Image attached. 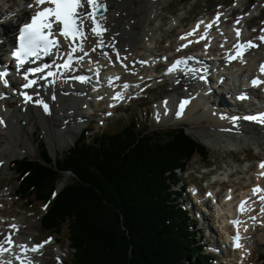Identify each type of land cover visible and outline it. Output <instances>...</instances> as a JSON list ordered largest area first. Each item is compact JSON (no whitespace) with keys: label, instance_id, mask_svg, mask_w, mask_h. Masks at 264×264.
Here are the masks:
<instances>
[{"label":"bare ground","instance_id":"bare-ground-1","mask_svg":"<svg viewBox=\"0 0 264 264\" xmlns=\"http://www.w3.org/2000/svg\"><path fill=\"white\" fill-rule=\"evenodd\" d=\"M135 1L136 0H100V2H105L108 6L107 13L104 16L96 17L103 28L106 29V31L103 32L102 37H97L95 34L91 33L87 27L85 28V35L87 39L83 41L77 39L73 42L71 38L65 39L63 36L56 33V35L59 36V45L55 49L58 58H51L48 60L49 71L40 72L36 75V77L33 78L36 80V83L32 87L24 88L22 86L27 82L25 80L24 72L20 74V78L25 81L20 84H15L11 77L6 76L7 84L10 85L13 92L18 93V106L21 109H25L26 113L24 116L35 118L36 122L39 123V125H42L44 132H46V134L50 137V143L53 149H57L55 142L57 139H62L64 142L63 144H65V148L74 143L73 141H75V137L78 133L76 126L72 125L76 122L73 117L74 112H81L83 114V118H86V114L84 112L85 106L91 105L94 108L99 105L98 103L93 105L94 95L92 91L93 88L91 86L92 80L97 79L103 82V85L98 93L100 97L99 102L104 105L105 98L108 94H110V97H113V99L117 97V93H120L121 96L127 94L131 90L132 86H136L139 83L138 80L140 78L154 75L151 73L157 66V61L165 59L164 54H158L156 52L157 45L155 47L151 46L152 43H158V41L156 42L155 40L160 39L159 33L162 31L155 23L160 20V14H158L155 5L160 3H158L157 0H142V3L135 4ZM0 3V66L9 69L12 66L7 63L6 58H3V54L13 44V26L15 24L20 26L23 19L28 14L35 12L36 9L34 7H30V5L34 4V0H0ZM129 3H134V7L129 6ZM162 8L164 9L165 7ZM3 9L5 12L2 14ZM89 10L91 9L89 8ZM221 10L222 9L217 10L213 15H210L208 19L203 17L183 28L182 32L179 33L180 40L178 42H171V45L175 46L173 51H177L179 55L168 63L167 71L170 67H172V63L176 60L183 61L184 58L190 60L193 55V48L200 45H205L210 50L214 49L220 52L223 60L218 64L227 65L228 67L223 66L221 74L214 70V68H212V66L208 63H204L207 64L205 69L201 70L199 68V72L201 77L208 81L209 84L208 86L203 87L200 92L205 96L210 87V92L207 95L208 97H211L213 92H223L221 93V97L217 98L221 101L225 108H222V104L220 102L213 101L211 108L208 109V111H205V113L209 115L211 121L210 124H204V129L199 130V133L193 134V136L200 142L204 140L206 142L204 144L207 145L211 143L224 147L228 146L230 143H238L239 146L242 147H245L246 145H256L260 148V152H264V124L244 119L243 112L246 111V107L243 106L241 102L236 100V92H234L233 95L225 96L226 93L233 91L234 88L226 86L230 79L224 75L226 70L234 68H236V70L242 68V74L250 72L248 76L251 80H253L256 74H259V66L256 65V60L258 57H261L258 64L264 61V42H261L258 37L264 36V21L259 23V26H257V17L245 19L243 16H238L232 19V13L230 15L226 14L229 15L226 20V17L223 14L224 10L223 12ZM218 14L219 20L216 22ZM12 15L18 19L13 20L14 18L10 17ZM201 21H203V23H201ZM237 21H239V23H237ZM139 22L141 23L140 30L136 27ZM231 22H236V24L232 25ZM90 23V21H86V24ZM210 23H212V27L207 28V25ZM198 24L200 25L199 29H197ZM255 26L258 28L257 31L250 30ZM237 28L241 33L239 42L242 43L252 40L257 46L244 52L243 62L239 59L228 62L227 58L229 55L233 54L235 51L233 46L238 42V38L236 36ZM194 29H197L195 34L189 36L188 33L193 32ZM202 35H206V38L200 39ZM182 37L184 38L182 39ZM101 39L103 40V46L97 47V44ZM81 43L83 44L82 50L78 47ZM184 45L187 46L185 47ZM73 46L77 47V51L73 53L70 67L65 69L62 65L64 61L68 59L67 53L71 51ZM158 46H161V42ZM93 48H95V51L92 50ZM85 53L87 54L85 55ZM81 56H83V59H78V57ZM136 60L138 61L137 63ZM173 71H175V69ZM48 72H53L55 75L48 76ZM215 74H217V78L214 77ZM77 76L88 77L89 84L86 80L77 79ZM190 76H196V74L190 73ZM28 77L30 79L32 78L30 75H28ZM117 77L119 79H117ZM162 77V75H158V78ZM156 79L157 78H153L149 80L148 83L153 84ZM197 79V77L191 78V80L195 81ZM211 81L214 83L210 84ZM73 84L74 86L72 87ZM125 84L128 85L127 88L124 87ZM140 87L142 88L143 85L140 84ZM185 87L187 88V92H191L188 85ZM255 88L261 87L255 86ZM154 90L155 87L153 86L148 88L150 93ZM112 92L114 95L111 94ZM24 93H27V95L32 97V99L27 100ZM246 94L252 99L253 104L251 105H253L254 108L264 105V99L258 91H247ZM188 95H190V93L185 95L187 97L184 95L182 96V98L188 99L189 104L185 105L182 114L179 116H177L176 113L180 110L179 105L182 101H179L177 97L173 96H171V98L169 96L165 101V104H161L162 106L155 111V113L160 116L159 121L162 122L163 125H179L186 123L185 117L190 113V110L198 105V100H194L193 97ZM36 100H42L50 109L54 108L52 121L48 120V113L44 111L43 105L35 103ZM3 104L5 108L0 105V121H2V123H0V135L3 134L7 141L4 146H0V154L3 155L4 152H7L11 156L10 158L14 160V158L16 159V157L22 154L24 150L18 146L19 144H17L14 139L13 134L16 131L11 128L10 123H15V121L11 114L9 115V112L6 109L7 105L4 102ZM173 109L175 111H173ZM104 111H106V106H102L101 111H96V116H99V113L101 112L103 114H110L109 112ZM80 116L82 115L78 114V119ZM64 117L65 122H55L56 119L62 120ZM51 128H53V130H51ZM58 129L61 130L59 131ZM259 156L261 155L259 154ZM254 157L256 156H252V154L249 156V158ZM10 158H7L5 155L0 156V162H2L0 163V167L4 163L6 165H10L12 162V159ZM260 159L261 162H264V158L260 157ZM235 171L232 175H235ZM261 171L264 173V168H261ZM231 182H235L234 179H229L228 181L219 179L216 181V183H219L220 188L215 190V194L218 196L222 192V185L231 184ZM5 185L6 184H0V189ZM256 186H260L264 189V181H260L259 179L252 181L251 183L241 181L240 185L236 186L226 198L220 199L221 201L218 210L219 215L224 213L226 210L233 213L236 208L238 213L241 214L233 218L231 222L235 223L236 219L241 220L240 225L236 226L234 224V226L236 227V231L241 235L240 243L243 247L237 248L235 246L236 243L234 236H231V239L234 241V250H238L242 257L248 256L250 253L245 240L246 235L249 233L247 232L245 226L247 223L246 219L252 216L257 220L264 219V214L260 215V213L257 212L258 208L254 205L258 203L252 198L245 203V211L238 210V206L241 204L244 197H246L248 191H253ZM12 192V190H8V192L4 195L11 196ZM211 192L214 191L212 190ZM0 194L2 195L1 192ZM3 201L7 202V199L4 198ZM24 203L27 204L26 201ZM203 209H206V207L204 206ZM5 214H9L10 217H13V221L7 222V220L2 221L0 219V224L3 226L0 227V239L4 240L8 234H12L11 237L16 239V244L33 247V242L53 231L50 229L48 231H43V236L40 238L35 236V240L34 238L32 239V236L20 239L18 233L22 234L24 232L22 231V229H24V224L21 223L8 208L6 209ZM206 214L207 212H203V218L206 217ZM14 217H16L15 220ZM228 221V216L223 217V223ZM11 225H15V228L10 227ZM42 229L44 228L42 227ZM257 229H264V225H260ZM2 231L3 233H1ZM224 232L227 231L224 230ZM211 235L213 236V232H211ZM54 239L56 243L62 244L59 237H55ZM53 244L54 243L50 241L44 249L39 248L36 251V258L33 260L26 259L25 264H29V262H31V264H44V261L41 259L43 257L42 255L44 253L46 254L47 250L50 247H53ZM52 252L56 256L60 255L57 251ZM54 254H48V256ZM49 259L51 260V258ZM231 259H233L232 254ZM233 261L234 259L232 262Z\"/></svg>","mask_w":264,"mask_h":264},{"label":"trees","instance_id":"trees-1","mask_svg":"<svg viewBox=\"0 0 264 264\" xmlns=\"http://www.w3.org/2000/svg\"><path fill=\"white\" fill-rule=\"evenodd\" d=\"M82 136L56 158L38 137L40 156L14 161L17 191L33 200H49L72 176L42 224L68 228L76 264H214L174 187L196 153L208 156L204 145L185 128L147 132L137 119Z\"/></svg>","mask_w":264,"mask_h":264},{"label":"rangeland","instance_id":"rangeland-1","mask_svg":"<svg viewBox=\"0 0 264 264\" xmlns=\"http://www.w3.org/2000/svg\"><path fill=\"white\" fill-rule=\"evenodd\" d=\"M157 1L160 4L155 5V8L157 9L158 14H160V20L156 21L155 23L156 26L161 28L162 31H160L159 33L160 39L155 40L156 42L158 41V43H152L151 46L155 47L157 45L156 52L158 54H164V55L165 53H169V51L174 50L175 46L171 45V42H178L180 40L179 33L182 32L185 26H189L192 22L198 21L203 17H206L205 19H208V17L210 15H213L217 10L223 8L225 9L224 10L225 13L223 12V10L221 11L225 15L226 20L231 13L236 17L242 15L243 18L248 19L256 15L258 16L259 13H261L264 10V0H251V2H254V4L248 7L249 9L248 12L243 14H242V10L244 9L245 5L248 3L249 0H237L233 3H231L230 0H192V1L157 0ZM142 2H143L142 0H136L135 4H139ZM128 5L134 7V3H129ZM162 7L165 8L163 9ZM4 12L5 11L3 9L2 14ZM263 17L260 20H258L256 24L257 26H259V23L263 22L262 20ZM231 24L233 25V22H231ZM16 26H17L16 24L13 26V32L16 30ZM136 27H138V29L140 30L141 23L139 22V24L136 25ZM13 38H14V33L12 34V39ZM160 42H161V46H158ZM137 62L138 61L136 60V63ZM9 77H11V75ZM157 83L158 81H155V83L151 84L153 87H155L156 85L155 90L152 93H150L149 91L148 93H144L146 95L145 100L140 99L134 101L130 107L119 109L117 112L113 114L105 115V117H107L105 119H103L104 115L102 113L96 117L89 116L85 118L86 122H84L83 125L91 121L90 128L93 129V131L90 132L91 137H93L96 133L100 132L101 130L109 131V132L116 131L134 117H138V121L141 125V128L147 129L148 132H152L153 130H159L163 132L176 127H185L187 132L193 135V134H198L199 130L204 129L203 127L204 124L206 125L210 124L211 121L209 115L205 113V110L200 106L199 102L198 105H196L192 110H190V113L185 117L186 123H182L179 125L176 124L163 125L162 122L159 123L158 121L159 119L155 111L162 106L161 104H164L163 101L166 100V98H168L169 96L170 98L171 96H176L177 93L184 94L183 91H186L187 88L184 85L176 90H171V86H169V83L161 84V85H158ZM187 83L190 84V87H193L194 85L197 84L193 82L191 83L190 81H187ZM13 95H15V93L11 92L9 97V101L11 102H6L5 104L7 105L6 109L9 112V115L11 114L12 118H14L15 121V123L14 122L10 123L11 128L14 131H16L13 134L14 139L16 140L17 144H19L18 146L24 150V152L18 155L16 159L19 160L23 157L34 158L39 156V148L37 147V143H36V138L38 136L39 137L41 136L43 141L47 143L49 149L54 153L55 156L65 154L68 148L73 144L65 148V144H63L64 142L62 141V139L61 140L57 139L55 141L57 145V149L56 150L53 149L51 147L50 137L48 136V134H46V132H44L42 125L41 124L39 125V123L36 122L35 118L24 116V114L26 113L25 109L24 108L21 109L19 108L18 105H16L17 100L15 97H13ZM4 101L5 100L3 99L2 102ZM0 105L3 108H5L3 103L0 102ZM97 107L99 106H96V108ZM173 111L175 110L173 109ZM53 112H54V108L50 109L48 107L47 118L50 121H52ZM22 117L23 119H21ZM108 117H112V118L108 119ZM64 119L65 117L62 120L56 119L55 122L56 123L65 122ZM76 129L78 130V128ZM51 130H53V128H51ZM58 130L60 131L61 129ZM79 136H80V130H78L75 140L78 139ZM6 141L7 140L5 136L3 134L0 135V146H4L6 144ZM201 143L204 144L206 142L202 140ZM204 145L210 152V158L204 159L200 155H196L194 159L190 162L188 171H186L183 174L184 178H182V180L178 183L179 186H181L183 182H187L188 178L190 180L193 179L198 182L201 181L202 176L205 175L204 172L209 170V168L206 169L203 168L201 170L202 164L200 163L202 161L210 164L211 165L210 168L212 169L216 168L217 170L220 171V172L218 171L217 174L211 176V178L213 177L226 178L230 176V178H234L237 180L240 179L244 182L250 183L251 181L255 180L254 178H256V176L262 173V171H260L259 160H261L260 157L264 158V152L263 151L260 152L259 150H257L256 146H252V148L249 147L250 153L247 154V153L239 152V149L234 150L232 146L224 147L221 145L219 146L218 144L214 145L212 143L209 145L207 144ZM250 154L256 157L251 158L250 160H245L244 162L239 161V160L243 161L245 157L248 158ZM259 154L261 156H259ZM3 155H5L7 158L11 157L7 152H4ZM3 155L0 154V156ZM16 159L14 158V160ZM198 166L200 167V170H198L195 173L194 171L195 169H197ZM244 169H247V171H244ZM234 171H235L234 173L235 175H232ZM63 177H64L63 181L59 183L60 184L59 188L64 184V181L66 179L67 180L72 179V176L69 173L65 174ZM261 177L264 178V175H262ZM18 182H19L18 176L12 168V162L10 165H6L4 163L0 167V184H6L3 188L0 189V192L3 195L2 196L0 194V200H2L0 201V206H1L0 218L6 219L7 222L13 221L12 220L13 217H10L9 214H5L6 209L8 208L13 212L14 216H16L18 220L24 224V229H22V231L24 232L21 234L20 238H26L28 236H32V239L34 238L35 240V236L37 238H40L43 236V231H48L42 229L41 221H40L41 216L45 213L47 209L48 203H43L41 202L42 200L41 201L33 200L32 203H29L26 198L17 195L15 190L18 187ZM205 183L206 181H203L201 182V185L204 186ZM193 187L194 186H191L188 189H186V191L182 194V198H184L185 201H187V203L193 206V210H194L193 212L197 215L198 225L199 227H201L200 230L205 234V236L203 237V241H205L208 245L210 243L209 239L221 240L223 238L221 235L222 234V225L220 221L221 218L218 214H216L214 210L216 209V207L214 206H220V201H221L220 199L226 198L230 189L227 187L225 188V184L222 185V192L218 196L215 194V190H213L214 192L208 191L207 193H203L200 191V197L204 198L200 201L197 200V198H194L192 193H189V190H192ZM219 188L220 186L218 184L215 186L214 189H219ZM8 190L13 191L11 196L4 195L6 192H8ZM3 197L7 199V202L3 201L4 200ZM25 201L27 202V204L24 203ZM50 203H52V201ZM204 206L206 207V209H203ZM203 212L204 213L207 212L205 218H203ZM16 217H14V220L16 219ZM260 225H264V219L262 220L251 219V224H250L251 229L248 228L250 229V231L246 235V237L248 238L246 241V246L250 250V253L246 257H242L241 255H237V254L234 255V260L236 261L237 264H263L260 257L264 253V229L261 230L257 229V227H259ZM211 232H213V236L211 235ZM51 233H53L55 237H59L60 240L62 241V244L61 245L53 244V247H50L47 250L46 254L44 253L45 255L44 254L42 255L43 257L41 259L42 261H44L43 263L69 264V263H65V260H63L66 259V261H70L73 257V249L70 247V240L68 239L67 229L63 228L61 232L53 230ZM50 238L52 239V237ZM217 245L212 244L211 242L210 246H207L206 249L214 250L216 249ZM52 251H57L60 255L56 256ZM233 251L235 252V250ZM48 254H54V255L48 256ZM47 256L51 258V260Z\"/></svg>","mask_w":264,"mask_h":264},{"label":"snow or ice","instance_id":"snow-or-ice-1","mask_svg":"<svg viewBox=\"0 0 264 264\" xmlns=\"http://www.w3.org/2000/svg\"><path fill=\"white\" fill-rule=\"evenodd\" d=\"M30 7H34L36 10L35 12L30 16V22L25 23L19 31L18 36V47L13 52L14 57L17 60L18 67H23L27 58L29 57H36L39 58V56L43 54H48L51 52V50L54 47H58L59 41L55 39L53 29L55 28L57 30V34L60 36H63L65 39L71 38L73 42H75L77 39L80 41L86 40L87 37L85 35V28L87 27L88 30L95 34L97 37H102L103 32L106 31V29L103 28V26L99 23V21L96 19V14L100 11L101 8H103V4L100 2V0H34V4L30 5ZM89 8L91 10H89ZM219 20V14L217 15V21ZM86 21H90V24H86ZM203 23V21H201ZM239 23V21H237ZM200 25H197V29H199ZM212 23L207 25V28H211ZM194 29L193 32L188 33L189 36L194 35L196 30ZM240 30L236 29V36L238 38V42L233 47L236 49L235 54L229 55V60H236L239 59L243 62V52L247 51L248 49L252 47H256L257 45L253 43L252 40H248L245 42H239L240 37ZM184 37H182L183 39ZM206 35H202L200 39H205ZM258 39L261 42H264V36L258 37ZM191 43V41H190ZM103 46V40L101 39L99 43L97 44V47ZM185 47L187 45H184ZM79 49H83V44L78 45ZM95 51V48L92 49ZM77 51V47L73 46L71 48V51L67 53L68 59L64 61L62 67L67 69L70 67L73 53ZM87 53H85L86 55ZM119 55V54H117ZM78 59H83V56L78 57ZM180 61H177L168 69L169 72L173 71L176 67L179 66ZM49 65L45 64L43 67H36V68H29L25 71V80L27 81L22 86L24 88H30L35 83L36 80L34 79H28V73H38L42 72L44 69L48 68ZM261 73H264V64L260 66ZM7 73L3 70H0V82L7 83V80L5 79ZM48 76H53L55 73L48 72ZM79 79H84L83 77H79ZM117 79H119L117 77ZM259 83H264V81H260L258 79H253L252 84L257 85ZM125 88L128 87L127 84L124 85ZM27 100H31L32 97L27 95V93H24ZM117 99L121 98V94L117 93ZM35 103L42 104L44 111H48V105L45 104L42 100H36ZM187 104V101H184L180 103L179 105V111L176 113L177 116L181 115L183 112V109L185 105ZM244 119L247 120H253L257 121L258 123L264 124V114L260 115H253V116H247L244 117ZM2 123V121H0ZM2 163V162H0ZM261 168H264V162H261L260 164ZM261 175H264V173H261ZM254 194H261L259 195V199L264 202V189H262L260 186H256L253 189ZM246 201L241 202L240 210L245 211V205ZM264 210V209H262ZM253 219H255L253 217ZM235 223L238 225L240 222L235 221ZM10 227L15 228V225H11ZM11 235H8L4 238L3 241H0V253L8 252L11 250V246L13 244ZM51 238H49L50 240ZM234 240L236 241L235 246L237 248L243 247V245L240 243V236L237 232L236 236L234 237ZM44 243H48V241H45ZM5 245H8V247H5ZM20 251L22 253H26L27 251L36 252L39 248L43 247V244L35 245L31 247L30 249L26 245H19ZM16 260L20 261V264H25L24 257L21 255H17L15 257ZM0 264H12V261H6V262H0ZM31 264V262H29Z\"/></svg>","mask_w":264,"mask_h":264},{"label":"water","instance_id":"water-1","mask_svg":"<svg viewBox=\"0 0 264 264\" xmlns=\"http://www.w3.org/2000/svg\"><path fill=\"white\" fill-rule=\"evenodd\" d=\"M103 8H101L100 9V11L97 13V14H103V13H105L106 12V10H107V8H106V6L103 4Z\"/></svg>","mask_w":264,"mask_h":264}]
</instances>
